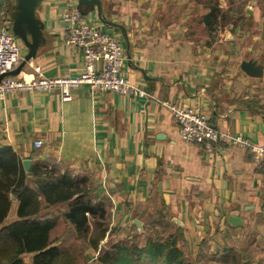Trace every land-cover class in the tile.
Returning a JSON list of instances; mask_svg holds the SVG:
<instances>
[{
    "label": "crops",
    "instance_id": "0c3cea01",
    "mask_svg": "<svg viewBox=\"0 0 264 264\" xmlns=\"http://www.w3.org/2000/svg\"><path fill=\"white\" fill-rule=\"evenodd\" d=\"M203 1L9 0L0 27L14 35L23 58L30 53L25 41L36 49L15 76L36 67L49 79L84 72L82 52L67 44L63 20L76 4L88 22L122 44L123 75L149 96L92 93L87 85L70 101L58 92L8 94L0 97V147L31 166L50 164L87 179L93 202L105 206L119 236L133 226L138 235L179 230V247L194 258L203 242L204 251L215 253L244 235L245 243L259 246L264 264V165L255 163L250 147L229 139L211 151L184 142L170 109H197L225 134L264 148V76L241 69L249 60L264 65V14L248 10L244 0L229 6L219 0L233 20L209 30ZM17 210L14 201L6 224L17 220ZM230 217L242 225L232 226ZM61 223L68 224L64 217ZM86 256L95 262L98 252L89 249ZM32 257L24 256L26 264Z\"/></svg>",
    "mask_w": 264,
    "mask_h": 264
},
{
    "label": "trees",
    "instance_id": "16d2710c",
    "mask_svg": "<svg viewBox=\"0 0 264 264\" xmlns=\"http://www.w3.org/2000/svg\"><path fill=\"white\" fill-rule=\"evenodd\" d=\"M209 13L204 22L209 30L223 28L233 20L219 0H204ZM92 189L85 178L73 177L50 164H33L28 172L16 152L0 147V264H26L24 256L33 255L31 264H77L69 237L55 245L53 234L65 218L75 241L98 252L94 264H194L179 247L181 232L149 238L145 244L124 241L102 247L110 227V213L91 198ZM18 202L17 220L6 224L12 204ZM133 231L136 227L133 226ZM56 240V241H55ZM70 243V244H69ZM207 244H201V258ZM83 254V252H80ZM222 264H241L237 251L218 247L213 254Z\"/></svg>",
    "mask_w": 264,
    "mask_h": 264
},
{
    "label": "built area",
    "instance_id": "2783aa9c",
    "mask_svg": "<svg viewBox=\"0 0 264 264\" xmlns=\"http://www.w3.org/2000/svg\"><path fill=\"white\" fill-rule=\"evenodd\" d=\"M63 20L68 25L67 44L82 52L84 72L74 78L49 79L36 67L31 74L8 75L24 58L11 31L7 27H0V97L26 91L58 92L63 101H70L73 91L82 85H87L92 93L111 92L133 99L149 96L139 84L123 75L125 51L115 37L88 22L76 4L65 12ZM170 109L184 142L211 151L220 142L229 139L234 146L250 147L255 154V163L264 165L263 147L252 146L240 136L225 134L197 109L174 106ZM35 147L40 148L41 143L36 142Z\"/></svg>",
    "mask_w": 264,
    "mask_h": 264
},
{
    "label": "rangeland",
    "instance_id": "374dc122",
    "mask_svg": "<svg viewBox=\"0 0 264 264\" xmlns=\"http://www.w3.org/2000/svg\"><path fill=\"white\" fill-rule=\"evenodd\" d=\"M222 2L223 4L227 3V6H229L230 0H222ZM242 5L246 6V8H248V10L252 12L259 10L264 14V0H244ZM235 8L237 7L235 6ZM126 233L119 236L120 234L119 229L118 230H115L113 228L111 229V226H110L107 237L105 238L106 240H104V243L102 244V246L106 248V247H110L111 244H116L122 241L128 244H131V243L145 244L149 238L158 236V234L155 233V231L153 230L147 231L142 235H138L137 233L131 231L129 232V234L127 233L128 235L127 237H125ZM117 234L119 236L118 238L116 237ZM53 236L57 240L63 237H69V240H70L69 242L71 243L69 244L71 245L72 251H75V253L78 254L77 264H94V261H91L86 256L88 250L87 249L81 250V248L83 247L86 248L84 243L82 241H75L74 235L70 234V231L68 230V227L65 224L63 223L59 224ZM111 236H114V237L112 238ZM243 236L244 235H242V237L239 236L235 242L233 241V243H230L229 245L231 246L230 248H233V250L237 251V253L240 254V257L242 260L241 264H261L260 260L262 256H260V253H259V250H260L259 246L256 245L255 243H252L251 240H247L249 242L245 243L243 241ZM232 240H235V239H232ZM81 251L83 252V254L80 253ZM213 254L214 253H211L210 251L205 250L203 251V255H201L202 256L201 258L199 257L197 258L196 256L194 258H189V260L193 262L194 264H222L214 257Z\"/></svg>",
    "mask_w": 264,
    "mask_h": 264
},
{
    "label": "water",
    "instance_id": "95a60500",
    "mask_svg": "<svg viewBox=\"0 0 264 264\" xmlns=\"http://www.w3.org/2000/svg\"><path fill=\"white\" fill-rule=\"evenodd\" d=\"M35 2L40 0H34ZM25 4H28V0H24ZM9 3V0H0V13H3L5 11L6 5ZM14 33L16 35H19L17 28H14ZM26 45L30 48V53L28 56L24 58L18 69L14 70L13 72L9 73L8 75L15 76L17 73H19L22 68L31 60L36 57V49L34 45L29 44L27 41H25ZM241 69L250 77L252 78H262L264 76V65L259 64L255 60H249L244 61L241 64ZM23 166L25 168V171L28 172L31 168V161L25 160L23 161ZM228 221L231 223L232 226H241L242 220L238 217H230L228 218ZM135 225L140 227V222L135 221Z\"/></svg>",
    "mask_w": 264,
    "mask_h": 264
}]
</instances>
